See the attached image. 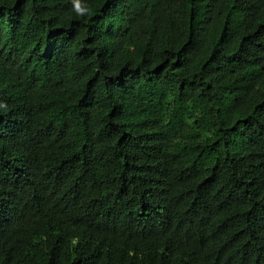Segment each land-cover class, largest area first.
<instances>
[{
	"label": "trees",
	"instance_id": "trees-1",
	"mask_svg": "<svg viewBox=\"0 0 264 264\" xmlns=\"http://www.w3.org/2000/svg\"><path fill=\"white\" fill-rule=\"evenodd\" d=\"M0 264H264V0H0Z\"/></svg>",
	"mask_w": 264,
	"mask_h": 264
},
{
	"label": "clouds",
	"instance_id": "clouds-1",
	"mask_svg": "<svg viewBox=\"0 0 264 264\" xmlns=\"http://www.w3.org/2000/svg\"><path fill=\"white\" fill-rule=\"evenodd\" d=\"M77 13L80 14V15H83V14H84L83 11H81V10L79 9V6H77Z\"/></svg>",
	"mask_w": 264,
	"mask_h": 264
}]
</instances>
